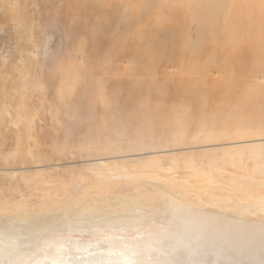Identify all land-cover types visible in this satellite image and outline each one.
<instances>
[{
  "label": "rangeland",
  "instance_id": "obj_1",
  "mask_svg": "<svg viewBox=\"0 0 264 264\" xmlns=\"http://www.w3.org/2000/svg\"><path fill=\"white\" fill-rule=\"evenodd\" d=\"M73 1L82 6L81 14L85 4L95 0ZM107 1H112L115 7L102 10L104 3L96 9L113 21L100 20L96 9L90 17L83 15V21L71 18V12H66V0H32L24 5L15 4L22 8L15 22L2 30L4 23L0 21V89L3 92H0V210H84L94 206V210L120 213L140 211L139 214L148 219L153 210L174 208L168 196L145 185L156 181L175 190L191 204L216 206L217 210L246 208L252 212L248 217L264 215V171L259 170L264 168V157L254 159L245 147L260 142L264 145V125L256 128L263 136L253 133L256 129L251 121L255 111L251 101L241 94L233 93L232 96L229 87L217 91L222 97H217L215 105L209 103L215 102L213 95L210 96V92L215 91L214 75H209L214 64L212 51L220 42L212 20L197 21L192 15L203 7L212 15L215 0H187L186 10H192L191 17L185 14V17L172 18L176 0ZM9 7L15 8L14 5ZM22 20L25 21L23 25ZM153 20L159 24L153 26ZM99 22L101 27L96 30L95 24ZM71 27L73 32L69 31ZM136 32L137 36L144 37L143 42L149 39L166 42L163 51L170 49L175 54L172 61L155 60L161 55L156 53L154 60L145 63L152 69L154 84L149 87V95L140 98L138 105L152 111L157 123H129L126 118L136 108L129 110L126 107L118 113V105L113 102L125 94L113 97L116 89L105 86L106 80L102 79L95 88L87 87L85 90L89 94L85 96H82L86 85L80 83L81 74L74 85L75 71L85 67L86 48L90 46L87 38H100L102 34L107 50H117L120 46H131ZM18 40L20 43L16 44ZM104 51L101 66L107 59ZM70 64L80 68H70L73 72L68 75L69 81H64V74L58 77L59 72H56L55 81L52 80L55 67L60 65L66 70ZM12 68L19 78L8 85L4 78L10 75ZM119 73L123 74L122 67ZM204 83L205 88L199 87ZM71 89L74 91L69 95ZM189 92L194 96H189ZM89 103L96 108L94 105L93 109L88 108ZM106 104L108 109L103 116L97 107L103 111ZM210 110L220 119H210ZM228 116L236 120L233 127L230 126L233 120ZM206 117L208 119H204ZM105 120V132H99ZM106 129H112L107 130L109 135ZM241 129L245 134L237 137L244 139H224ZM214 136L218 139L211 141ZM240 146L243 148H238ZM212 182L216 183L215 187Z\"/></svg>",
  "mask_w": 264,
  "mask_h": 264
},
{
  "label": "bare ground",
  "instance_id": "obj_2",
  "mask_svg": "<svg viewBox=\"0 0 264 264\" xmlns=\"http://www.w3.org/2000/svg\"><path fill=\"white\" fill-rule=\"evenodd\" d=\"M26 1L27 3H32V0H25V2L23 0H0L2 7L0 21L4 23L2 30H7V27L11 26L9 23L15 22V18L20 15L22 8L17 7L15 4L24 5ZM105 1L95 0L94 3L87 2L85 9L80 14L82 6L75 5L73 0H66V12H71V18L76 17L79 21H83L85 20L83 15L92 16L99 4L105 3L102 10L108 8L110 10L115 7L112 1ZM186 3L187 0H176L175 11L170 17L177 15L185 17V14L192 15V10H186ZM13 5L15 6L14 9ZM9 6L12 8L10 9ZM116 7H119V4ZM213 7L212 15L207 14L204 7L203 10H199L197 14L192 15L196 17L197 21L206 22L212 20L216 37H218L220 42L212 51L214 64L210 69L209 75H214L212 85L215 91L210 92V96L213 95V101L215 102L209 103L215 105L218 102L216 100L222 97L219 96L221 94L217 91L221 88L229 87L231 88L232 96L233 93L241 94L247 100L249 99L248 101H251L252 108L255 111L251 122L253 126L255 124V129L260 126L263 127L264 0H215ZM114 9L116 10V8ZM96 10L100 20H105L106 22L107 20H112L101 12L99 13L98 9ZM137 14L135 13L136 17H139ZM7 22L8 24H6ZM24 22L22 20L21 25ZM101 24V22L95 24L97 25L96 30L100 29ZM158 24L153 20V26ZM14 28L16 29L17 27L15 26ZM69 31L73 32V27ZM145 39L147 40L148 38ZM222 39H225V42H221ZM86 40L90 41V46L86 48L85 67L75 71L77 79L74 82V85L79 82L81 74L80 83H85L86 85L82 96L89 94L85 90L87 87L95 88L102 79L106 80L105 86H114L116 89V94L113 97H121L122 93L125 94L124 97H121L122 99L113 102L118 105L116 106L119 109L118 113L122 112L126 107L129 110L136 108L131 110V113L126 118L129 123L133 122L134 125L143 121L157 123L154 113L139 107L138 101L145 95H149V87L154 84V81L151 80L153 79L151 77L152 69L148 68L145 63L154 60L156 53L158 55L161 53V55L155 60L165 58L174 60L175 54L171 53L170 49L163 51L166 42H155L153 39L143 42L144 37L141 35L137 36L136 32L135 38L133 36L134 43L132 42L131 46L126 48L120 46L121 49L117 48L116 50V48H113L107 50V43L103 44L102 34H100V38L95 36V38L90 39L89 37ZM19 43L20 41L18 40L16 44ZM33 47V44H31V48L34 50ZM143 47L148 49L142 50ZM103 51L104 57L106 56L107 59L101 66L100 61H102L101 54ZM68 53L73 54L71 51ZM118 60L121 63L116 64L115 62ZM200 62L204 64L203 61ZM52 64L54 65V59ZM121 67L125 76L119 73ZM70 68L80 67L70 64L64 70L59 65V67L53 69L52 80L55 81L56 72H59L58 77L64 74V81H69L68 75L73 72ZM194 68L196 67L194 66ZM13 70L10 75L4 78L8 85L19 78V74L16 73L15 76L13 73L16 70ZM200 71H202V67ZM196 79L198 80L199 78L197 77ZM205 86V83L204 85H199L201 88H205ZM195 89L198 91V86ZM73 91L71 89L69 95H72ZM0 92L3 94L1 89ZM102 92L103 90L100 91V99L102 98ZM189 96H194V93L189 92ZM108 99L106 103H108ZM93 105V103H89L87 107L93 109ZM106 106L107 104L104 105L103 111L100 107H97L100 111L99 113L103 116L108 109ZM194 107L192 108L194 109ZM206 108L208 107H204V109ZM1 112L6 113L5 110H1ZM112 113L114 115V112ZM214 114V111H209V115L212 117L210 119H217L218 116L215 117ZM205 115L207 116L206 113ZM228 117L233 120L230 123V126H232L236 120L234 121L232 117ZM106 120L100 125L99 132H105ZM226 122L228 123L227 119ZM221 123L219 120L218 124ZM227 123H223L224 126H227ZM238 124L235 127H238ZM253 126L250 125L252 128ZM212 127H214V124ZM250 127L249 129H251ZM108 129H106L107 134L109 133L107 132ZM242 130L244 129H241L239 133L234 132L235 134L232 133L231 135H226L227 137L225 138L222 137V141L223 138L229 141L244 139L245 137H237L245 134ZM253 133L257 136H263L259 129L254 130ZM217 139L218 137L214 136L210 140L214 141ZM229 145L235 144L230 143ZM247 146L245 147L251 151L254 159L264 157V145L262 142ZM238 148L241 149L243 146ZM240 151L238 150V152ZM259 170L264 171V168L260 167ZM237 184L241 187L238 180ZM145 185L155 188L164 196H168L169 200L174 204L172 206L174 207L173 210H153L154 213L149 215L148 219L140 215V211L130 213V210H125L120 213L115 210H94L92 208L94 206H89L84 210L80 208H69L67 210H0V264H264V215L248 217L247 215L252 212L246 208L243 210H217L216 206L204 207L202 204H191L180 194L175 193V190L172 191L171 188L164 184L156 183L155 181L148 182ZM212 186L215 187L216 183L212 182ZM141 193L144 194L145 191ZM136 197L138 198L139 195ZM124 205L125 203L123 208ZM145 222H147L146 225Z\"/></svg>",
  "mask_w": 264,
  "mask_h": 264
}]
</instances>
